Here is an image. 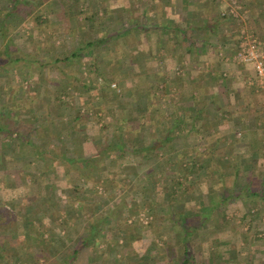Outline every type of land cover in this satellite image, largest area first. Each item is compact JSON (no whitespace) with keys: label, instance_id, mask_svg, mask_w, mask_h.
I'll return each instance as SVG.
<instances>
[{"label":"rangeland","instance_id":"obj_1","mask_svg":"<svg viewBox=\"0 0 264 264\" xmlns=\"http://www.w3.org/2000/svg\"><path fill=\"white\" fill-rule=\"evenodd\" d=\"M85 1L86 7L90 11H97L100 20L104 18L103 21L88 23L83 17H78L77 20H71L72 26L69 27V19L56 21L55 18L62 17L63 11L57 7L59 1L54 0L50 5L52 22L48 29L53 33L37 35L39 41L50 37V54H47L51 61L59 53L63 60L73 50V46L80 48L83 42L89 41L88 38L107 39L100 47L94 46L92 50H87L92 52L82 57L83 62L75 63V60L68 59L61 64L62 75L52 67H46L43 71L31 67L28 72L22 71L23 75L20 72L11 74L12 66L0 69V122L4 126L11 124L13 127L18 122L20 132L30 130L33 132L31 141L43 151L47 150L43 154L45 162H42L37 160L28 145L13 143L9 139L0 142V264H180L178 257H168L164 244L168 238L174 240V247L180 243L179 229L169 221V217L184 209L185 218H199L201 214L193 207L194 202L200 201L208 206L214 199H218L221 193V183L218 180L220 174L237 172L238 182L245 189L253 188L254 183L249 178L264 179V144H260L259 140L262 136L259 133L243 136L244 130H239V124L233 130L229 124L213 131L208 123L215 117L220 118L221 112L214 114L211 106H208L209 114L203 117L200 115L196 124H201L203 129L209 128V135H204L200 130L187 134L188 127L183 125L184 128L180 131L172 132V141L163 145L156 155L151 153L149 159H145L144 152L141 151L135 152V157L119 155L114 151H109L108 154L102 152L101 146L108 144L111 138L123 142L118 130L126 131L131 127L135 131L142 122L145 125L154 120L158 125L153 129L145 128L147 132L150 131V139L161 136L165 131L164 125H170L180 113L179 109L173 110L172 107H177L178 103L189 107L192 102L184 100V97L190 100L189 91L194 89L195 96L206 82L212 96L221 95L222 89L229 86L227 79L202 77L200 72L205 70L204 66L208 61L201 64L202 59L199 54L193 53V48L186 49L187 52L183 53L180 59L184 63L175 64L176 60H180L175 58L170 63L150 65L145 79L135 75L122 78L120 67L123 56L120 50L125 43L119 33L125 27V22L129 24V18L132 21L138 19V24L142 21L135 11L136 0ZM152 1L154 0H146V3ZM157 1L164 3L163 5L169 1L171 14L167 16L173 19L175 17L177 22L182 21L183 12L187 10L189 16L195 15L194 18L199 19L200 23L198 21L196 26L210 22V26L216 29L213 33L215 37L217 34L221 37L228 36L221 48L217 41L215 45H211L214 42L211 40L213 34L209 35L210 33L201 30L193 32V37L199 44L207 42V56H212L214 52L216 55L222 54L224 50V58L232 56L226 62L239 66L235 59L237 52L234 50L237 51V40L242 30L251 32L264 43V0ZM125 4L134 5L132 11L128 12L129 16L121 9ZM3 5L0 1V13L4 11ZM86 7L83 6L82 10ZM154 15L150 13V21ZM219 15H231L233 19L225 18L223 22H219ZM147 22L143 20V24ZM45 28L46 26L44 30ZM55 28H59L60 32H55ZM37 31L38 28H33L32 35L38 34ZM28 33L29 28L24 26L11 38L4 40L0 36V60L9 39L13 51L18 49L25 56L34 54L36 51L32 48ZM109 36L112 39L108 41ZM135 43L136 41H132V45ZM199 44L197 43L198 46ZM133 47L129 48L130 53L136 56L137 49ZM40 52L41 56L46 54L43 48ZM93 62H97L98 68ZM209 64V67L212 66ZM157 66L166 73L174 70L176 79L170 80L169 74L164 76L167 85L160 82L158 88L163 91H156V98L150 102L145 99V95L149 93L148 88L154 89L158 84L156 81L159 79L155 74ZM249 66L252 73L249 67L241 66V69L248 76L253 73L256 75L252 66ZM108 72L116 75L115 81H104V78L108 79L105 75ZM64 74L69 83L65 81ZM251 78L253 85L250 88L258 89L257 93H261L264 98V87L256 85L254 78ZM82 85H90L92 90L88 91ZM126 85L131 88V95L127 93ZM237 87L242 90L247 88L241 84ZM221 96L218 99L222 102ZM57 97L68 103L74 102V109L68 110L64 105L56 106ZM24 98L28 103L27 110L22 109L19 113L8 110L9 103L13 104L14 100L18 102ZM143 103L148 107H144ZM261 106L264 108V105ZM159 113L162 114L161 117H158ZM77 114L87 116L88 120L75 121L74 125L78 128L75 138L70 135V128H74L69 120ZM96 118L99 120L96 121ZM38 125H41V130H45L47 138L36 137L40 136ZM104 125L107 126L106 130H103ZM224 132L227 133L224 135ZM137 136L142 138L141 134ZM57 138L62 143L52 142ZM129 138L127 134L124 135L125 142L128 140L131 145L134 142ZM77 139L75 144L79 146L81 154L92 158L91 180L82 179L53 161L56 160L53 153L55 148H58L56 152L63 153L64 148L68 149L71 141ZM230 139L234 145L228 150L223 149L226 142L228 145L232 144ZM239 140H242L241 143H234ZM135 142L140 150L141 143ZM250 144L256 149V154L252 156L248 153ZM259 148L261 152L257 153ZM206 150L212 151L216 156L213 154L214 159L210 160L212 164L207 165L206 171L201 170L199 174L187 177L188 181L194 178L193 182L197 186L192 194L186 195L184 186L178 189L174 185V192L170 194L168 188L163 186L164 176L172 178L173 174L170 167L165 165V160L174 155L179 163L188 164L197 154H203ZM63 155L72 157L67 152ZM155 164L164 166V175L156 173ZM179 181L183 184L181 179ZM231 190L225 192V198L228 199L214 212L213 219L207 220L205 225L195 230L194 242L190 243V246H194L191 250L193 261L190 263L259 264L264 261V200L259 201V204L251 201L254 209L243 219V200L231 198ZM160 212L167 216V220L156 221ZM222 212L227 224L218 227L222 223ZM91 219L101 221L97 243L89 247L81 246L74 260L68 261V254L74 251L86 235ZM43 252L51 256L47 263H43V258L40 257ZM178 254H181L180 248ZM61 257L64 259L61 260Z\"/></svg>","mask_w":264,"mask_h":264},{"label":"trees","instance_id":"obj_2","mask_svg":"<svg viewBox=\"0 0 264 264\" xmlns=\"http://www.w3.org/2000/svg\"><path fill=\"white\" fill-rule=\"evenodd\" d=\"M0 1L4 4L3 5L4 11L0 13L1 14L0 23H2L1 28H0L1 38H3L4 40H6L7 37L11 38V36L15 32L19 31V29H21L22 27L27 26L29 28L28 37L31 40L32 48L34 49V51L37 52V53L35 52L34 54L25 56L22 53H20L18 49L17 51L16 50L13 51L12 46H11L12 43H11V40L9 39V41L5 44L4 50L2 52L3 57L0 60V69L5 70L12 66L13 69H10V71L13 70L11 71V74H12L16 72L22 73V71L28 72L31 67H37V68H42V69H45L46 67H52L55 69V71L61 74L62 73L61 64L62 63L64 64L66 61H68V58L66 57L63 60L56 59L54 61H51L48 56V61L46 62L42 61L41 59H43V56L40 55L41 53L40 50L43 48L46 54L47 53L50 54L48 43L51 42V40H50V37H48L47 40H42V41L41 40L39 41V39H37L38 36H40V34L47 32L49 29V25L52 22L50 19L51 18L50 16L52 13V10L50 11V5L52 6V3L54 2V0H0ZM58 1L59 2H58L57 7L61 8V10L63 11L62 12L63 14L61 17L62 19L61 18L60 19L55 18V19L56 21H60V20L64 21V19L65 20L69 19L70 20L69 27L72 26L71 20H77L78 17H83L84 21H87L88 23H91V22L100 23V21H103L104 19L102 18L100 20V17L97 11H92V10L90 11V9L86 7L85 0H58ZM83 6L86 7L85 10H82ZM194 16L195 15L189 16L188 11L185 10V13L183 14L181 22L171 21L170 23H168L167 21L166 23L159 22V24H157L158 22L156 23L154 22L155 27H152L153 25L151 24L150 20L146 19V16L141 15L140 17L141 20L143 19L144 21H149V22L143 25L144 27L140 32H141V35L143 34V36L147 38V35L149 33H152V31L156 30V26H157V29L159 30V39L161 43L159 53L161 52V49H162L165 58H167L168 55H172L174 58L182 59L183 53L187 52L186 49L193 48L194 49L193 53L196 52V55L199 54L202 61H205L208 58L207 56L208 47H206L205 45L208 46V44L205 41L202 43L200 42L201 44H199V41L198 40L196 41L195 37H193V32H195L196 30L200 32L201 30V32H208L210 33L209 35H211L215 33L216 29L214 30L213 26H210L212 24L210 22L202 23L196 26V24H198L199 19L194 18ZM230 17L232 18L231 15L229 16L219 15V18L217 19V21L223 22L225 18H230ZM129 20H132V19L129 18ZM60 25H63V23ZM131 25L135 27L133 23H131ZM44 26H46L45 30H44ZM33 28H38V31H37L38 34L32 35L31 31ZM50 33H53V32H50ZM220 34L222 35V33ZM150 35L151 34H149L148 37L150 38L154 37V34H152L151 36ZM197 37H199V35ZM216 37H215V34L211 36V40L214 41L212 42L211 45L213 46L218 42L221 44V48H222L223 45H225L224 42L226 41V37L228 36L221 37L217 34ZM237 41H238L237 42L238 48H236L237 51L234 50L235 52H238L239 45L241 43V38H239V40ZM103 42H107L106 39L95 38L93 41L85 43V46L87 47V50H92L94 46L100 47ZM197 43L199 44V46L197 45ZM222 52L224 53L225 51L222 50ZM38 56L39 57L41 56L40 57L41 59ZM72 57H76V54H73ZM240 63L245 64L243 62H240ZM161 73H162L161 75H164V76L169 74L170 80L174 81L176 79V76L174 75L173 71L169 73L162 71ZM64 75L63 76L65 78V81L68 82L69 79L68 77H66L67 75L66 74ZM105 75L108 78V79L104 78L105 82L106 80L107 81L116 80V75L112 72H108ZM164 76L158 77L159 80H157L158 82L156 81V83L158 84L154 88L155 90L154 89L149 90L148 88L149 93L145 95V99L147 101L151 102L154 98H156V96L154 95L156 91L157 92L163 91V90H159L158 86L160 82L162 81H163L162 82L163 84L167 85L168 82L164 80L163 78ZM254 76H253L254 81H256L257 79L256 75ZM145 85L148 87L147 84ZM82 86L83 88L88 89V91L92 90V86L90 85L89 86L82 85ZM201 88L202 89H200V91H198V94H196L195 96L194 94L196 92H194V89L189 91L190 92L189 96L188 95L187 96L189 97L190 100L184 97V100L192 102V104L189 107H184L181 103L176 104L178 105L177 107H174V106L172 107L173 110L179 109L180 113L176 115L175 118H173V121L170 122V125L168 123L165 125L163 123H160L164 125L165 131H163L161 133V136H159L158 138L150 139V135H151L150 131L147 132L145 129L147 127L148 128L151 127V129H153L155 128V126H158L156 125L157 123L154 120H151V123L147 122V124L145 125L138 126V128H136L135 131H133V128L131 127L126 131H121V129L118 128L120 129L118 130L119 136H121V139H123V142L120 143L114 140L113 138H111L108 144H104L101 146V148L103 149L102 152L108 154L109 151L111 152L114 151L116 154H119V155H131L132 157H135V152L137 153V151H141V152H144L143 157L145 159H149L151 158V156L149 157V155H152L151 153L154 152L153 154L156 155V153H158V150H160L163 145L169 144L173 138V137L171 138L172 132L176 130L180 131L181 128L182 129L184 128L183 125L188 127L186 128L187 134L190 133L191 131H198V130H200L201 133H208L207 129L206 130L203 129L201 124L200 125L196 124V122L200 115L201 117H203L204 115L206 116V114H209V112H207L208 106H211L214 114L219 112L220 109L218 108V105L215 102V97L210 95L209 93L208 95H206L203 87ZM128 89L132 93L131 88H128ZM206 98L208 99L207 101L205 100ZM55 101H56V106L64 105L68 110L74 109V102L72 103V101L68 103V102L61 100L60 97H57ZM145 105L146 104H144V107L147 108L148 105L146 106ZM88 107L90 108V106ZM22 109H25V110L28 109V103H27V100H25V98L23 100H19L18 102L14 100L13 104L9 103L8 110H11L13 113H16V112L19 113L20 111H22ZM95 111L96 113L98 112L97 110ZM161 115L162 114L159 113L158 117L159 116L161 117ZM216 118L217 117H215V119ZM215 119H212L211 125L216 123ZM87 120H88L87 116H81L78 114L77 116H74L73 118H71L69 120L70 121L69 123L74 129L70 128V135L72 134L73 137L75 136L76 138L78 128L74 125L75 121L83 122ZM97 120H99V118H96V121ZM16 123H17L16 125L13 124L14 125L13 127L11 126V124L4 126L0 122V142L3 141V139H9L13 143L18 142V143L28 145V147L32 150V153L37 158V160H41L42 162H45V160L43 159L44 158L43 154L46 153L47 150L43 151L42 148H39L37 145H35L31 141V136L33 135L32 134L33 132H31L30 130L26 132L24 131L20 132V128H19L20 125L18 122ZM37 127L39 130L40 136H36V137H38L39 139H42V138L44 139L45 137L47 138V133L44 134L45 130L44 129L41 130V125L40 126L38 125ZM106 127L107 126L104 125L103 130H106ZM214 127L215 126H212L210 128H214ZM125 134H127V136H130L129 139L132 140L134 143L130 145L128 144V140L127 142H125V139H124ZM137 134H141L142 138L140 139L137 136ZM54 140L55 139H53L52 142H55V143L58 142V144L60 142L62 143L61 139L58 140L57 138V140L55 141ZM144 140H147V142ZM77 141L78 139L72 140L71 144L69 145V148L68 149L64 148L63 153L67 152V154L72 155L71 158L65 157L62 151L61 153L56 152L55 150L58 151V148L57 149L55 148L53 153L55 154L54 159L56 160H53V161L61 164L64 169H67L69 171H72L73 173H76L82 179L91 180L93 176V170L90 166L91 165L90 162L92 161V158H87L85 155L81 154V152L79 151V146L75 144V142ZM135 141H139L141 143L142 148L140 150L137 149L138 146ZM240 141L242 140L234 141V143L239 144L241 143ZM47 142L49 143V140H47ZM97 143H100V142H97ZM146 143L148 144L146 145ZM232 145L234 144H229V145L227 144V146L225 145V147L227 148H224V149H228ZM49 146H46V147L49 148ZM213 154L214 153L212 151L207 150L203 154H197V157L188 164L179 163L178 160H176V157L174 155L172 156V158L169 157L168 158L169 160L168 159L165 160V165L170 167V170H172L171 173L173 174L174 178L173 176L172 178L171 177L166 178L164 176L165 183L163 186L165 188H168L170 194H173L171 193L174 190L173 185L177 186L178 189H182L181 186H184L183 188L184 193H186V195H191L192 191H194V189L197 186H196V183L193 182L194 178H192L191 181H188L187 177L189 175L199 174L201 170L206 171L207 165L212 164V161L210 162V160L214 159ZM214 155L216 156V154ZM100 156L102 155L100 154ZM206 158H208V160H205ZM155 165L156 166L154 170H156V173L160 172L162 173V175H164V172H163L164 166L159 165V164H155ZM51 166H53V164H51ZM81 169H83L85 172H82ZM178 178L181 179V181H183V184L180 181L178 182L179 180ZM238 178H239V174L234 171L233 173L229 172V173L218 175V180L221 183V193L219 194L218 199H214L211 204H208V206H205L200 201L195 200L194 202L193 207L201 214V215L199 214L200 215L199 218H194V219L185 218L183 216V215H186V212L184 211V209L181 210L182 212L179 211V213L172 214L169 217V221L177 226V228L179 229V233L181 234L180 243L178 246L174 247L173 245L174 240L171 238H168L164 241L169 258L178 257L180 264H193V262L192 263L190 262L193 261L192 259L193 251L191 250H193L194 246L193 244L192 246H190V243L194 242L193 235L195 233V230L199 228L200 226L205 225L207 220L209 221L210 219H213L212 215H214V212L217 209L222 207L224 200L228 199V198H225V192L232 189L230 192V197L243 200V203H242V209L244 211L243 219H245L249 215V212H251V210L254 209V207L251 205L254 201H256V203L259 204L258 203L259 201L264 200V179L256 180L255 178L254 179L249 178V181L254 183L253 188L245 189L244 186H242V184H239ZM243 196L245 197L241 198ZM3 212L7 213L5 211ZM166 217L167 216H165L164 214H161L160 212L158 213L155 219L156 221H163V220H167ZM221 219H222L221 221L222 223L219 224L218 227L219 226L223 227V225L227 224V221L225 220L226 218L223 212L221 215ZM100 229H101V221L98 219H93V220L91 219L88 223V230H87L86 235L82 237L79 244L76 245V248L74 249V251L68 254V257H69L68 261L74 260V256L78 253V249L81 246L89 247L92 244L93 245L96 244L97 240L99 239L97 237H98V234L100 233L99 232ZM178 248H180L181 250L180 255L178 254ZM40 257L43 258V261H44L43 263H47L50 260L51 256L46 255V253L43 252L42 255H40ZM63 259L64 257H61V260ZM197 264H203V263L199 262ZM259 264H264V261Z\"/></svg>","mask_w":264,"mask_h":264},{"label":"crops","instance_id":"obj_3","mask_svg":"<svg viewBox=\"0 0 264 264\" xmlns=\"http://www.w3.org/2000/svg\"><path fill=\"white\" fill-rule=\"evenodd\" d=\"M163 4L164 3H159V1H157V0H154L151 3H146V0H136L135 11H136V13L139 14L140 17H141V15L146 16V19H148V20H150L149 19L150 13L152 12V15H154V13H155V15L152 16V19L150 21L151 24L153 25V26L151 25L152 27H155L154 24L156 22H158L157 24H159V22L166 23L168 21V23H170L171 21H176L175 17L173 19V18H169L167 16V15L171 14L170 10H169L170 9L169 1H167V3L165 5H163ZM133 6L134 5H132V4H125V5H122L121 9L124 11V13L126 12V16L127 15L129 16L128 12L132 11L131 9H133ZM183 13H185V12H183ZM136 21H138V19ZM136 21L129 20V24L125 22V27H122L120 30V33H119V36L121 37L122 40H124V43H125V46L124 47L122 46L123 48H122V50H120V53H122V56H123V59L121 60L122 65L120 67V71H122V73H123V75L121 76L122 78L135 75V77H137V78H144L145 79V78H147V73H148L147 70H148L150 65L151 66H154L155 64L159 65V64H161V62H162V64H165L166 62L170 63L171 61H174V59H175L172 55H168V57L165 58L164 54L162 53V51H163L162 49H161V52L159 53L161 43H160V39H159V30L157 29V26H156L157 31L154 30V31H152V33H149L151 35L154 34L153 38L148 37L149 34L147 35V38H144L143 34L141 35V32H140L144 27L143 25H145V24H143V19L141 22H139V24ZM131 23H135V27L132 26ZM49 32H52V31L48 30L47 33H49ZM55 32H60L59 28H55ZM110 35H112V34H110ZM109 37L110 38L108 39V41L110 39H112V36H109ZM88 40L89 41L83 42V46H81L80 48L79 47L74 48V46H73V50L70 52L69 55L65 56L64 58L67 57L68 59H73V60H75V63H77L79 61L83 62L84 59H82V57H84L85 55H87L90 52V51H87V47L85 46V43L93 41L92 39H89V38H88ZM106 41H107V39H106ZM132 41H136V43L132 45ZM130 45H132V46L130 47ZM132 47L137 49V55L136 56H135V54L130 53L129 48H132ZM226 49L229 50L228 48H226ZM148 50H149V52H148ZM83 51H84V53H83ZM73 54H76V57H72ZM214 54H215V52H214ZM214 54L212 55L213 57L208 56V58L206 59V61H208V63H210L212 66L209 67L208 63H206L204 66L205 70L201 71L200 73L202 74V77L205 76L206 79L208 77L209 78H220V80L221 79H227L228 80L227 85L229 87L226 88L225 90L222 89V92H221L223 94V95L221 94L222 96L221 95L214 96L215 102L217 103L218 108L220 109L221 113H220V118L215 119V121H216L215 124L211 125L212 120L209 121L210 122V123H208L209 128L212 126H215L212 129L214 131V129L216 130V128L223 129L226 127V125L230 124V126L233 127V128L231 127V130H233L235 125L239 124V126L241 127V129H239V130H244L243 136H245L247 134L250 135V133H255V134L259 133L258 135L262 136L259 139L261 142L260 144H264V108H261L262 107L261 105H264V104H262V99L264 100V98L262 97L261 93H259V94L257 93L258 89L254 90V89L250 88V84H249L250 81H252L251 77L254 76V73L250 74V76H248L249 74H246L245 71L241 69V66H245V67L250 68L249 64H247V63L241 64L240 62L236 61V63L239 64V66H235V64L233 62H231L233 64H231V63L229 64L226 62V61L230 60L229 57L224 58L223 54H218V55H216V54L214 55ZM47 56H48L47 54L43 55V59H41V60L45 61V62L48 61ZM219 57H221V58H219ZM56 59L62 60L60 53H59V55L56 54L55 58L54 59L52 58V61H54ZM192 62H193V60H191L190 65H192ZM203 62H205V61L201 60L200 63L202 64ZM93 63L95 66L98 67V65L96 64L97 62H93ZM177 63L181 64L184 62L180 59V60L175 61V64H177ZM215 65H216V67H214ZM212 67L214 69H212ZM39 69H42V68H39ZM157 69L158 70H157V72H155V74L158 77L164 76V75H161L162 70H160L158 68V66H157ZM42 71H43V69H42ZM250 71H251V73L253 72L251 70V68H250ZM26 76H29V74H27ZM238 84L239 85L241 84L244 86L246 85L247 88H245V90H242L241 88L237 87V86H239ZM202 87L205 90L206 95H208L209 92H208L207 82ZM128 88L129 87L127 86L126 91L128 94L131 95L132 93ZM219 96H221V100L223 103L221 101H219V99H218ZM138 99H139V97H138ZM205 100L207 101L208 99L206 98ZM224 112H226V113H224ZM235 120L237 121L236 123L233 122ZM140 125H144V122H142ZM242 127L244 129H242ZM206 129H207L208 133H204V135L211 134V133H209L210 130L208 128H205V130ZM251 129H255V130H251ZM225 133H227V132H224V135H225ZM171 138H172V136H171ZM256 140L259 141L258 138ZM229 141H231V139ZM231 143L233 144L232 141H231ZM227 144H228V142L225 143L226 146H227ZM230 147H232V146H230ZM263 149H264V145H263ZM259 152H261V148L257 149V153H259ZM248 153L250 156L256 154V149L254 147H252L251 144L249 145Z\"/></svg>","mask_w":264,"mask_h":264},{"label":"built area","instance_id":"obj_4","mask_svg":"<svg viewBox=\"0 0 264 264\" xmlns=\"http://www.w3.org/2000/svg\"><path fill=\"white\" fill-rule=\"evenodd\" d=\"M240 34L241 43L235 59L251 65L257 78L255 84L264 87V43L246 30H242ZM249 84L253 85V82Z\"/></svg>","mask_w":264,"mask_h":264}]
</instances>
